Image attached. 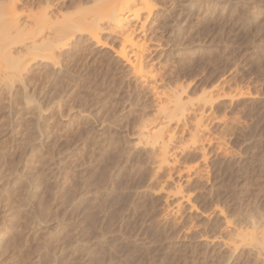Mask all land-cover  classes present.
Instances as JSON below:
<instances>
[{"label":"rangeland","instance_id":"obj_1","mask_svg":"<svg viewBox=\"0 0 264 264\" xmlns=\"http://www.w3.org/2000/svg\"><path fill=\"white\" fill-rule=\"evenodd\" d=\"M9 1L0 0V23ZM103 1L16 3L22 25L44 9L89 15L54 57L29 63L30 39L10 45L28 60L21 74L0 72V264H264V248L225 244L264 227V0H150L157 8L144 28L97 21L105 47L88 33ZM133 24L163 45L146 62L164 86H178L196 113L207 100L199 129L224 146L206 143V160L192 145L194 114L180 126L158 114L151 89L117 55ZM162 124L184 148L174 167L157 169L139 142ZM186 164L203 177L187 181Z\"/></svg>","mask_w":264,"mask_h":264},{"label":"bare ground","instance_id":"obj_2","mask_svg":"<svg viewBox=\"0 0 264 264\" xmlns=\"http://www.w3.org/2000/svg\"><path fill=\"white\" fill-rule=\"evenodd\" d=\"M17 2L18 0H10L7 5L3 6L6 17H4L2 20H9V21L5 23H2L3 21H1L0 23V57H3L5 60L3 63L0 64V72L1 74H4V75H9V74L13 75V77L19 73L21 74L20 69H22V67L26 64L27 61L25 59L28 60V58H25L23 54L21 56L20 55L19 56L10 55L11 54L9 52L10 45H15V44L22 43V42L24 43L26 42L27 39H30L31 40L30 45L27 46L26 48V50H31V49L33 50V52L30 51L32 53L30 54L28 53L30 56L32 55L31 56L32 58L29 59L30 60L29 63L31 62V60L33 61L37 57H39V59L42 57L45 58V56L54 57L53 51H55L58 47L66 48L68 45V42H70L68 41L69 39L68 37L70 34L72 35L71 31L74 30L73 28L77 27L75 29L78 30L80 28V24L84 23L83 21L85 20L84 19L85 16L89 15V14L87 15L82 14L79 16L77 14L78 12L77 13L75 12L77 17L72 18L73 16L75 17V15L71 14L72 20L73 21L76 20L75 21L76 23H74L71 20L72 23L70 25L74 27H69L68 24L71 21L67 20V18L70 15L69 16L67 14L65 15L66 21H70L66 23L64 17H62V19L60 18L62 13L61 15L58 13L60 16H58V14L56 16L53 14L54 16H52L47 9H44L40 13L35 14V16L30 19L31 20L30 24L29 23L26 24L23 21L19 20L21 21V23L22 22L24 23L22 25L20 24V22H18V18L14 17L15 15H17V12H14L15 8H17L16 7ZM103 3L104 4L101 6L102 8L100 9V11L98 10L99 12H95L96 14L92 13L93 16L90 18L91 22L90 21L88 22V25L90 28H88L89 31L88 30L87 31L93 40H97L98 45H102L104 47L105 45H103L101 41V38L99 35L100 33L97 28V24L100 20L107 19L115 23L116 26H123V22L125 20H137L141 23V27H143L146 24V22L154 16L153 15L154 10H156L157 8L156 5H154V3L150 2V0H106V1L104 0ZM0 12H2V10H0ZM88 17H86V19ZM29 18L27 20H29ZM82 18H83V21H81ZM87 20H89V18ZM64 22L67 25L65 24L63 25L62 23ZM78 22L79 24H77ZM85 25L87 26V23ZM135 25L136 24H133V26L130 25L131 27L130 26L126 27L127 26L126 25L123 28L125 30L124 33L122 31L123 41L121 42L123 43L122 45L120 44L121 46H120V49H117L118 51L115 50L117 55L121 59L125 60L126 65H130L132 71L135 73V76L137 77L139 82H141L144 86L151 89L153 93V98L156 101L155 103L157 106L158 114H160L159 112H161V113H164V115L166 113L167 117L168 116L176 117L177 118L176 122L178 126H180V123L182 120L186 121V117L188 115H190L191 113L194 114L195 121H194L193 130L191 133L192 145L193 146L195 145L197 150L201 152L200 158L203 160H206L208 158L207 156L208 154L206 150L207 148L206 143L207 145H211L212 142L213 143L215 142L217 143L218 147L219 145L221 146L224 144L222 139L217 138V137L211 138L209 137L208 134L202 133L201 129H199V127L201 128L202 126L205 125L202 122L204 119V108H205L204 105L207 100L204 99V105L201 106L202 110L200 109L201 111L199 113H196L194 111L195 108H191L190 106L188 107L186 104L182 102V98L179 94L180 88L178 86H176L175 88L168 87V85L167 87L164 86L165 84L162 83V79L164 78L160 77L159 70L155 68V66L153 65L154 63L152 64V63L146 62V59H148V56H150L149 55L150 52L154 50H158L161 47L162 48L164 47L160 42H157V41H155V43L153 42V44L150 45L151 43L150 44L148 43L149 39L147 40L146 38L147 36H145L146 33L144 32H143L144 33L143 36L136 35ZM59 26L61 28H59ZM64 26H67V28L69 29H67ZM46 27H49L48 28L49 32H52L51 31L52 28H53V31L55 32L46 33L45 32L47 29ZM59 29H62V30H59ZM44 33H46V36L40 37L41 35H45ZM44 47L47 50H49L48 53L46 52L36 53L37 48H44ZM53 48H56V49H53ZM25 54L27 55V53ZM27 57L29 56L27 55ZM163 74L162 76H164ZM188 109H191V110L188 111ZM186 123L187 122H185L184 124ZM144 132H146L147 134L146 133L143 134L142 132L139 144L144 145V148L147 150L150 160L153 162V164H155L157 169L162 168L164 165L169 166V167L170 166L174 167V165L177 164L176 162L178 161L177 155H178V151L181 148L180 146H183V145L176 144L178 137L175 134V132L172 129H170L167 125H164V124H162V126L161 125L155 126L151 130H148L147 128L146 131ZM183 148L184 147H182L181 149ZM183 169H184L183 171L186 172V177L188 178L187 181L191 180L192 178L191 176L193 174L195 175L198 174L203 177V174H201L202 172L199 169V166L196 164L194 165L186 164ZM183 192H181V198L183 200L184 199L187 200L189 203L191 194L189 193L187 194ZM190 205L193 206L192 204ZM221 214H223V212H221ZM255 226H252L254 228L249 229V230L248 228L245 230L243 229L237 230L238 231L237 234H235L234 237H232L233 236L232 235L231 236L232 238L230 237L231 239L226 240L225 244L226 243L232 244V246H234L236 249L239 247L238 245L240 244L241 245L255 244L260 248H264V227L263 229L258 230ZM234 247L233 249H235Z\"/></svg>","mask_w":264,"mask_h":264}]
</instances>
